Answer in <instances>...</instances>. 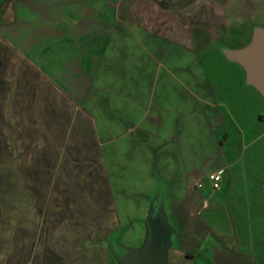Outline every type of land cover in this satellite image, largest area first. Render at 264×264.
<instances>
[{"label":"crops","instance_id":"1","mask_svg":"<svg viewBox=\"0 0 264 264\" xmlns=\"http://www.w3.org/2000/svg\"><path fill=\"white\" fill-rule=\"evenodd\" d=\"M258 28L264 0H0V119L12 104L105 170L116 264L155 203L173 241L208 239V264L216 248L264 262V94L226 55Z\"/></svg>","mask_w":264,"mask_h":264},{"label":"rangeland","instance_id":"2","mask_svg":"<svg viewBox=\"0 0 264 264\" xmlns=\"http://www.w3.org/2000/svg\"><path fill=\"white\" fill-rule=\"evenodd\" d=\"M4 107L0 119V264H116L104 243L116 227L105 202V170L82 168L76 153L49 149L42 123L36 126V121L22 118L28 115L24 112L15 113V120L9 118L14 116L13 105ZM139 203L134 196L119 209L123 212L126 204L136 207ZM143 243L138 235L124 241L129 249H139ZM193 244L194 261L185 250L175 248L170 264H208L210 243L205 236L173 241V247L183 249Z\"/></svg>","mask_w":264,"mask_h":264},{"label":"water","instance_id":"3","mask_svg":"<svg viewBox=\"0 0 264 264\" xmlns=\"http://www.w3.org/2000/svg\"><path fill=\"white\" fill-rule=\"evenodd\" d=\"M227 57L245 67L249 82L256 85L264 94V30H255L250 46L239 51H227ZM147 239L139 249L121 246L124 254L117 252L114 246L112 253L119 264H169V252L173 243L174 231L170 226L161 204L155 203L146 220ZM214 264H253L248 257L234 254L227 248L215 249Z\"/></svg>","mask_w":264,"mask_h":264},{"label":"built area","instance_id":"4","mask_svg":"<svg viewBox=\"0 0 264 264\" xmlns=\"http://www.w3.org/2000/svg\"><path fill=\"white\" fill-rule=\"evenodd\" d=\"M209 180H210L212 189L214 191L219 190L221 188V183H222V180H223V172L220 171V172L212 174L209 177Z\"/></svg>","mask_w":264,"mask_h":264},{"label":"trees","instance_id":"5","mask_svg":"<svg viewBox=\"0 0 264 264\" xmlns=\"http://www.w3.org/2000/svg\"><path fill=\"white\" fill-rule=\"evenodd\" d=\"M116 250H117L118 253H120L122 255L124 254V252L119 247H116Z\"/></svg>","mask_w":264,"mask_h":264}]
</instances>
